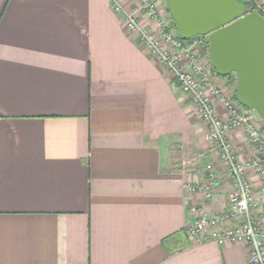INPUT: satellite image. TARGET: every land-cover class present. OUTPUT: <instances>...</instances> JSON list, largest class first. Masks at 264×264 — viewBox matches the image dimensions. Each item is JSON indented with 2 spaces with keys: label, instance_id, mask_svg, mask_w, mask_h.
<instances>
[{
  "label": "crops",
  "instance_id": "1",
  "mask_svg": "<svg viewBox=\"0 0 264 264\" xmlns=\"http://www.w3.org/2000/svg\"><path fill=\"white\" fill-rule=\"evenodd\" d=\"M111 1L0 0V264H249L244 245L186 236L201 199L184 186L207 163L221 176L218 153ZM229 193L201 206L218 215Z\"/></svg>",
  "mask_w": 264,
  "mask_h": 264
},
{
  "label": "built area",
  "instance_id": "2",
  "mask_svg": "<svg viewBox=\"0 0 264 264\" xmlns=\"http://www.w3.org/2000/svg\"><path fill=\"white\" fill-rule=\"evenodd\" d=\"M153 1L137 0L126 10L118 0H112L110 8L189 100L194 114L205 126L206 138L217 151L222 168L220 176L207 163L201 171L203 182L185 184V191L198 194L201 199L199 206L190 208L195 219L186 226L185 233L192 239L218 245H244L249 264H264V122L256 121L249 109L213 84V74L200 54L206 50L205 37L182 41L171 20L163 16ZM257 11L264 13L262 7ZM144 18L154 22L153 30L144 24ZM218 105L223 116L217 112ZM234 130L245 135L252 148L250 158L237 156L227 137ZM224 183L230 188L227 207L222 213L212 215L201 205L213 200Z\"/></svg>",
  "mask_w": 264,
  "mask_h": 264
},
{
  "label": "water",
  "instance_id": "3",
  "mask_svg": "<svg viewBox=\"0 0 264 264\" xmlns=\"http://www.w3.org/2000/svg\"><path fill=\"white\" fill-rule=\"evenodd\" d=\"M182 39L203 36L219 76L235 74L238 103L264 122V17L237 0H165Z\"/></svg>",
  "mask_w": 264,
  "mask_h": 264
},
{
  "label": "trees",
  "instance_id": "4",
  "mask_svg": "<svg viewBox=\"0 0 264 264\" xmlns=\"http://www.w3.org/2000/svg\"><path fill=\"white\" fill-rule=\"evenodd\" d=\"M237 2L239 3V5L242 7V9L245 11V12H251L252 10H254V6L251 5V3L249 1H246V2H243L242 0H237ZM169 12V11H168ZM260 15H262L264 17V13H260ZM170 17V20H171V23L173 25L174 28H176L171 16L169 15ZM179 37V36H178ZM182 41L184 42H188L190 41L191 39H182L181 37H179ZM207 47L206 46V50H207ZM207 58H208V62L210 64V71L211 73L219 78L220 80H222L224 82V84L228 87H230L232 89V98L236 101H237V98H236V86H237V80H236V77H235V74L234 73H231L229 75H225V76H219L215 73L214 69L212 68L211 66V61L208 57V53H207ZM239 104V103H238ZM246 108V107H245ZM186 234V233H185ZM187 236V235H186ZM188 237V236H187ZM165 242V241H164ZM186 243V242H185Z\"/></svg>",
  "mask_w": 264,
  "mask_h": 264
},
{
  "label": "rangeland",
  "instance_id": "5",
  "mask_svg": "<svg viewBox=\"0 0 264 264\" xmlns=\"http://www.w3.org/2000/svg\"><path fill=\"white\" fill-rule=\"evenodd\" d=\"M153 2L156 5V8L160 12H162L163 16L170 21V17H169L170 14L168 12L165 0H154ZM134 4H136V3H134ZM123 24H124V22H123ZM124 27H125V25H124ZM200 54H201L202 58L204 59L207 68L210 69V64H209L208 59H207V50L203 49L202 52H200ZM250 111H251V114L255 116L256 121L263 123L255 111H252V110H250Z\"/></svg>",
  "mask_w": 264,
  "mask_h": 264
},
{
  "label": "clouds",
  "instance_id": "6",
  "mask_svg": "<svg viewBox=\"0 0 264 264\" xmlns=\"http://www.w3.org/2000/svg\"><path fill=\"white\" fill-rule=\"evenodd\" d=\"M206 38V37H205ZM207 50H208V47H207ZM213 77H214V75H213Z\"/></svg>",
  "mask_w": 264,
  "mask_h": 264
},
{
  "label": "flooded vegetation",
  "instance_id": "7",
  "mask_svg": "<svg viewBox=\"0 0 264 264\" xmlns=\"http://www.w3.org/2000/svg\"><path fill=\"white\" fill-rule=\"evenodd\" d=\"M207 53H208V50H207ZM208 59V58H207Z\"/></svg>",
  "mask_w": 264,
  "mask_h": 264
}]
</instances>
